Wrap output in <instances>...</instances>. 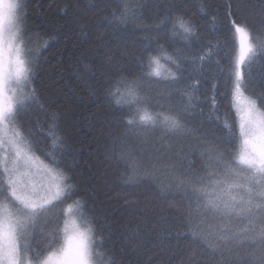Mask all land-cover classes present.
<instances>
[{
    "label": "trees",
    "instance_id": "obj_1",
    "mask_svg": "<svg viewBox=\"0 0 264 264\" xmlns=\"http://www.w3.org/2000/svg\"><path fill=\"white\" fill-rule=\"evenodd\" d=\"M37 2L42 7L37 11L30 4L26 32L31 41L27 45H33L35 53L29 57L31 88L48 113L59 115L66 142L61 167L70 170L87 214L106 229L103 236L108 247L103 251L111 253L117 264H233L237 259H250L253 252L259 256L258 248L221 240L217 221L197 209L195 200L185 198L191 191L185 183L195 179L193 173L204 174L217 142L232 138L229 131H222L225 118L231 123L235 114L236 135L240 137L234 104L230 111L229 102L223 101L221 122L216 123L192 119L197 114L193 110L182 119L187 128L184 133L151 128L126 132L122 121L127 113L110 106L105 88L120 75L130 79L132 74L139 75L141 41L154 36L151 30L162 26L166 18L175 21L177 17L191 21L199 36V43L186 50V56L195 59L199 48L208 42L218 45L215 60L219 66L213 61L203 69L210 82L230 67V57H236L238 39L234 40L230 31L235 21L247 28L255 49L242 69L243 86L260 107L264 60L257 57L264 46V0ZM160 43L167 46L164 39ZM163 87L145 82L144 94L154 113L175 115L171 109L179 97ZM45 118L41 113V122ZM21 124L24 129L31 127L29 120ZM224 147L234 150L232 145ZM238 148L239 143L235 150ZM36 154L43 158L40 152Z\"/></svg>",
    "mask_w": 264,
    "mask_h": 264
},
{
    "label": "snow or ice",
    "instance_id": "obj_2",
    "mask_svg": "<svg viewBox=\"0 0 264 264\" xmlns=\"http://www.w3.org/2000/svg\"><path fill=\"white\" fill-rule=\"evenodd\" d=\"M30 4L37 11L42 7L37 0H0V264H117L111 253L103 251L108 247L103 236L106 229L98 227L87 214L70 170L61 167L66 142L59 115L48 113L31 88L32 61L27 57L35 53L26 48L24 40ZM151 31L155 35L141 41L139 75L132 74L131 79L120 75L106 86L110 106L127 113L122 121L126 132L151 128L180 134L187 131L182 119L193 110L197 114L192 119L221 122L223 101L229 102L231 111L235 100L243 139L236 135L235 114L231 123L225 118L222 131H229L232 138L217 142L204 174L193 173L195 179L185 183L191 189L185 198L195 200L197 208L217 221L221 240L259 249V256L253 252L250 259H237L233 264H264V91L259 108L241 91L242 67L255 54L249 32L231 22L239 55L230 57V67L207 82L203 69L213 61L219 66L215 60L218 45L208 42L199 48L195 59L186 56L185 51L199 43V36L192 22L180 17L175 21L166 18L162 26ZM161 39L167 46L160 43ZM43 43L47 46L48 42ZM257 59L264 60V46ZM185 64L192 67L186 69ZM145 82L175 92L179 97L171 109L175 115L150 110ZM41 113L46 116L43 122ZM23 120H29L31 127L24 129ZM237 143L239 149L235 150ZM224 145H232L234 150L229 152ZM32 168L43 171L44 182L39 187L28 180ZM54 210H58L55 215Z\"/></svg>",
    "mask_w": 264,
    "mask_h": 264
},
{
    "label": "rangeland",
    "instance_id": "obj_3",
    "mask_svg": "<svg viewBox=\"0 0 264 264\" xmlns=\"http://www.w3.org/2000/svg\"><path fill=\"white\" fill-rule=\"evenodd\" d=\"M24 40H25L26 48H27L28 50L34 51V47H33V45H30V44L27 45V43H28V41H29V36L25 35ZM237 51H238V52H237V54H236V57H238V55H239V42H238V50H237ZM253 56H254V55H250V56L246 59L245 64L243 65V67L246 65V63H248V62L252 59ZM27 59H29V57H27ZM29 60H30V59H29ZM162 63H163V61H162ZM166 67H170V66L166 65ZM243 67H242V69H243ZM121 91H123V89H122ZM241 91H242V95H243L244 98H247L249 101H255L257 107L259 108V105H258L257 101H256L255 99H253L251 96H249V95L245 92V90H244V86L242 87ZM233 104H234V108H235V111H236V114H237L238 125H239V112L237 111L235 100H233ZM150 110H151V109H150ZM151 111H152V110H151ZM166 115H169V114H166ZM239 132H240V130H239ZM240 139L242 140L243 138L240 137ZM238 149H239V148H238ZM36 155L39 156L38 154H36ZM39 157H40L41 160L44 159V158H42L41 156H39ZM44 163L47 164L48 162H47V161H44ZM30 173H31V174H30V176L28 177V180H29L31 183L36 184L37 187H39L40 184L44 182V176H43V171H42V169H40V168H32V169L30 170ZM193 201H194V200H193ZM193 203L195 204V202H193ZM197 209H198V208H197ZM200 210H203V209L200 208Z\"/></svg>",
    "mask_w": 264,
    "mask_h": 264
}]
</instances>
